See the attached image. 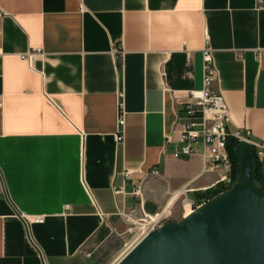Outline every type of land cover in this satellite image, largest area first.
<instances>
[{
    "label": "crops",
    "instance_id": "1",
    "mask_svg": "<svg viewBox=\"0 0 264 264\" xmlns=\"http://www.w3.org/2000/svg\"><path fill=\"white\" fill-rule=\"evenodd\" d=\"M207 45L228 130L264 140L257 0H0V264H113L136 186L157 206L215 179L165 143Z\"/></svg>",
    "mask_w": 264,
    "mask_h": 264
},
{
    "label": "water",
    "instance_id": "2",
    "mask_svg": "<svg viewBox=\"0 0 264 264\" xmlns=\"http://www.w3.org/2000/svg\"><path fill=\"white\" fill-rule=\"evenodd\" d=\"M237 180L180 221L146 232L113 264H264V184L253 180L249 143L235 148ZM143 209L154 213L156 204Z\"/></svg>",
    "mask_w": 264,
    "mask_h": 264
},
{
    "label": "built area",
    "instance_id": "3",
    "mask_svg": "<svg viewBox=\"0 0 264 264\" xmlns=\"http://www.w3.org/2000/svg\"><path fill=\"white\" fill-rule=\"evenodd\" d=\"M257 5L258 7H264V0H257ZM201 52L203 59L202 85L199 89H191L187 92L183 106L189 120L181 124L176 139L173 138L172 134L166 135L165 143L174 144L171 153L174 158L200 157L201 168L198 176L211 171L215 173V179L207 187L200 190L220 185L223 191L233 183L232 161L227 150L229 138L250 144L254 159L259 163L263 177L264 169H262L261 164L264 161V140H251L248 131L242 134L240 130L234 132L228 130V124L231 122L230 111L223 95L213 87L216 69L209 46H205ZM117 54L122 55V52L117 51ZM123 124L124 114L121 113L118 118V126L122 127ZM117 138L122 140L123 135L119 133ZM131 173V170L126 169L123 175L125 178H129ZM151 173L157 174V170L153 169ZM195 190L190 183L181 187L182 202L189 200L188 206L192 209L197 206V203L193 199H189L187 193ZM119 191L118 189L117 192ZM132 193L139 197L142 216L134 218L132 212L130 214L121 212L120 215L128 223L126 234L136 236L133 241L135 243L149 230L172 219H169V214L158 216V211L148 213L143 209L144 202L140 186H136ZM31 221L40 223L43 221V217L33 216Z\"/></svg>",
    "mask_w": 264,
    "mask_h": 264
},
{
    "label": "rangeland",
    "instance_id": "4",
    "mask_svg": "<svg viewBox=\"0 0 264 264\" xmlns=\"http://www.w3.org/2000/svg\"><path fill=\"white\" fill-rule=\"evenodd\" d=\"M261 167H262V169H264V161L262 162ZM208 173L211 176H214V174H215L213 171L208 172ZM208 173H205L203 175V178H205L206 177V174H208ZM197 194H198L197 192H188V195L187 196H188L189 199H192V198H196ZM169 196H170V194H166L164 196V198L157 203V206H156L157 209H156V211L161 210L164 207V204H165V202H167V199H168ZM143 198H145V196H143ZM198 198H200V196ZM182 199H183V196L177 197L174 200V202L171 205V207L168 209V211H169V216H168L169 219H172V220L178 219L179 220L181 218L182 213H183V207H184V204L182 202ZM205 200H207V199H205ZM205 200L202 199V200H200L199 202H196V203L198 205V204H201L202 202H204ZM134 237H136V236H129V237H127L126 238L127 239L126 240V243L124 245H121L116 250H113V252L111 253L112 258L110 259V261H111L110 263H113L115 260H117V258L120 255H122L126 251V249L133 243V241L135 239Z\"/></svg>",
    "mask_w": 264,
    "mask_h": 264
},
{
    "label": "trees",
    "instance_id": "5",
    "mask_svg": "<svg viewBox=\"0 0 264 264\" xmlns=\"http://www.w3.org/2000/svg\"><path fill=\"white\" fill-rule=\"evenodd\" d=\"M238 144H239V141L235 140L234 138H229L227 142V150H228L229 156L232 161L233 182L237 180L238 165H237V158L235 155V148L237 147ZM253 180L257 185L264 184V177L262 176L260 165L256 160H255V167L253 171ZM220 191H222V187L220 185H217L215 187H210L205 190H199V191H196L198 193L196 198H192V199L196 203L202 199L205 200V199L211 198L212 196L218 194ZM199 196L200 198H198Z\"/></svg>",
    "mask_w": 264,
    "mask_h": 264
},
{
    "label": "bare ground",
    "instance_id": "6",
    "mask_svg": "<svg viewBox=\"0 0 264 264\" xmlns=\"http://www.w3.org/2000/svg\"><path fill=\"white\" fill-rule=\"evenodd\" d=\"M179 192V197H181V188H180V190L178 191ZM178 192H176V193H173L171 196H170V198H168V200H167V204L166 205H170V203H171V201H172V199L174 198V197H178ZM189 203V200H184L183 201V204H184V207H183V209H184V216H186V215H188L193 209L192 208H190L188 205ZM158 216H165V215H167V214H169V211L166 209V207H164V208H162L161 210H158Z\"/></svg>",
    "mask_w": 264,
    "mask_h": 264
}]
</instances>
